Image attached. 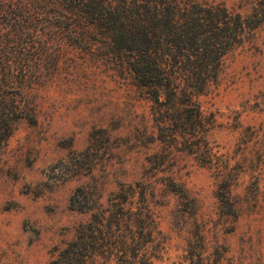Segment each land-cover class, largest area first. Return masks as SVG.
Masks as SVG:
<instances>
[{"label": "rangeland", "instance_id": "obj_1", "mask_svg": "<svg viewBox=\"0 0 264 264\" xmlns=\"http://www.w3.org/2000/svg\"><path fill=\"white\" fill-rule=\"evenodd\" d=\"M198 1L241 14L264 4ZM98 40H57L40 61L35 121L19 120L0 153V264H47L73 238L94 211L70 206L76 187L91 208L125 193L130 211L149 207L151 264H264V22L222 56L197 97L209 158L157 126L146 88L130 74V50ZM97 128L110 136L108 153L88 173L52 178L49 168L83 150Z\"/></svg>", "mask_w": 264, "mask_h": 264}, {"label": "trees", "instance_id": "obj_2", "mask_svg": "<svg viewBox=\"0 0 264 264\" xmlns=\"http://www.w3.org/2000/svg\"><path fill=\"white\" fill-rule=\"evenodd\" d=\"M262 22V2L241 14L222 2L198 0H0V153L19 120L35 121L34 85L49 47L60 39L89 46L99 38L113 42V52L130 50V74L146 88L157 126L172 128L175 140L189 141L188 152L207 151L209 158L197 97L215 81L222 56ZM98 138L106 141L102 149ZM109 138L92 129L85 148L68 152L50 175L65 181L90 172L108 153ZM82 194L83 187H76L70 206L94 211L47 264H151L145 250L152 239L149 207L130 211L125 193L122 201L106 207L94 201L91 208L81 203Z\"/></svg>", "mask_w": 264, "mask_h": 264}]
</instances>
